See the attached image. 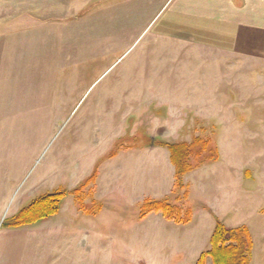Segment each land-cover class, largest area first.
Masks as SVG:
<instances>
[{"label": "rangeland", "instance_id": "obj_1", "mask_svg": "<svg viewBox=\"0 0 264 264\" xmlns=\"http://www.w3.org/2000/svg\"><path fill=\"white\" fill-rule=\"evenodd\" d=\"M177 2L0 0V264H195L215 219L245 226L250 264H264V94L222 111L215 95L173 116L141 95L218 87L208 56L155 35ZM196 137L216 158L183 177L188 198L175 202L163 144ZM94 170L78 205L71 192ZM59 189L57 214L7 225ZM153 193L190 208V221L141 216Z\"/></svg>", "mask_w": 264, "mask_h": 264}, {"label": "crops", "instance_id": "obj_2", "mask_svg": "<svg viewBox=\"0 0 264 264\" xmlns=\"http://www.w3.org/2000/svg\"><path fill=\"white\" fill-rule=\"evenodd\" d=\"M156 30L157 38L185 43L201 56H208L205 65L212 69V73L205 78L210 82L208 85L218 87L213 93L210 88L206 94L193 91V96L184 89L173 96L164 91L157 92V88L156 94L144 89L141 95H145L146 101L160 102L161 107L168 109V114L171 112L173 116L174 107L195 110L194 106L184 104L193 101L209 102L211 98H217L224 102L220 105L222 111L233 107L228 101L261 100L264 94V89L260 90V86H264V0H178ZM209 59L216 67L209 65ZM247 85L252 89L245 94ZM235 93L239 97L236 98ZM158 194L153 193V199L162 196Z\"/></svg>", "mask_w": 264, "mask_h": 264}, {"label": "trees", "instance_id": "obj_3", "mask_svg": "<svg viewBox=\"0 0 264 264\" xmlns=\"http://www.w3.org/2000/svg\"><path fill=\"white\" fill-rule=\"evenodd\" d=\"M169 154V162L174 168V185L171 196L174 201L188 198L187 185L183 177L206 162L215 161L216 154L210 140L200 137L193 138L189 143L163 144ZM96 171L88 179L74 189L71 194L81 203L80 192L93 182ZM181 190L183 192L180 194ZM180 194V195H179ZM65 193L56 190L33 200L28 206L17 211L8 219L10 228H20L35 224L54 216L59 211L61 200ZM82 209L81 206H79ZM160 214L161 217L177 225H185L190 221L192 210L181 204L171 203L168 197L162 199H145L140 206V215ZM252 240L248 229L240 226L227 229L222 222L215 219L212 233L209 237V249L201 252L195 264H250Z\"/></svg>", "mask_w": 264, "mask_h": 264}]
</instances>
